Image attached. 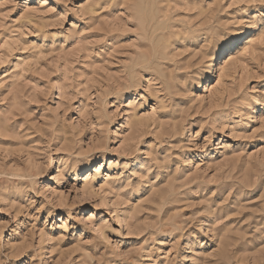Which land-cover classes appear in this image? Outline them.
Listing matches in <instances>:
<instances>
[{
	"label": "rangeland",
	"instance_id": "rangeland-1",
	"mask_svg": "<svg viewBox=\"0 0 264 264\" xmlns=\"http://www.w3.org/2000/svg\"><path fill=\"white\" fill-rule=\"evenodd\" d=\"M0 264H264V0H0Z\"/></svg>",
	"mask_w": 264,
	"mask_h": 264
},
{
	"label": "bare ground",
	"instance_id": "bare-ground-1",
	"mask_svg": "<svg viewBox=\"0 0 264 264\" xmlns=\"http://www.w3.org/2000/svg\"><path fill=\"white\" fill-rule=\"evenodd\" d=\"M249 39V38H248ZM235 43V42H234ZM250 43V41L247 43V44H249ZM221 52V51H220Z\"/></svg>",
	"mask_w": 264,
	"mask_h": 264
}]
</instances>
